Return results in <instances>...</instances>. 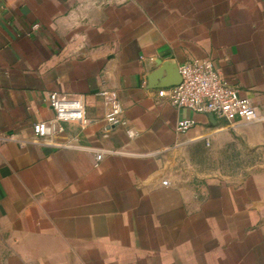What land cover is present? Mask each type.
Segmentation results:
<instances>
[{
	"label": "crops",
	"instance_id": "crops-1",
	"mask_svg": "<svg viewBox=\"0 0 264 264\" xmlns=\"http://www.w3.org/2000/svg\"><path fill=\"white\" fill-rule=\"evenodd\" d=\"M195 59L264 114V0H0V264H264V121L233 127L158 95ZM105 89L126 126L108 130ZM51 92L91 120L58 142L124 153L97 164L36 138ZM229 145L252 155L245 168L173 171Z\"/></svg>",
	"mask_w": 264,
	"mask_h": 264
},
{
	"label": "built area",
	"instance_id": "built-area-1",
	"mask_svg": "<svg viewBox=\"0 0 264 264\" xmlns=\"http://www.w3.org/2000/svg\"><path fill=\"white\" fill-rule=\"evenodd\" d=\"M35 25L34 28H38ZM181 82L170 87L160 88L158 95L170 100L177 107L190 108L197 112L213 114L226 120L230 126L255 124L264 121L251 100L243 97L240 90L231 84L223 73L208 59H195L179 66ZM109 101V109L105 117L108 130L126 126L124 106L116 90L99 92ZM47 100L55 111V118L50 121H39L33 124L36 138L44 139L54 145L79 150L94 151L95 162L99 164L107 155L123 154L116 148H91L83 146L78 137L69 138L63 142L56 140L57 136L66 133V123H78L82 128L87 127L91 120L86 113V104L79 97H68L58 92H51ZM195 120L184 119L178 122L176 129L185 133L195 125ZM128 136L133 138L137 133L127 129ZM210 133L207 135L209 136ZM164 184L169 185L168 180Z\"/></svg>",
	"mask_w": 264,
	"mask_h": 264
},
{
	"label": "rangeland",
	"instance_id": "rangeland-1",
	"mask_svg": "<svg viewBox=\"0 0 264 264\" xmlns=\"http://www.w3.org/2000/svg\"><path fill=\"white\" fill-rule=\"evenodd\" d=\"M195 160L184 156V160L180 158L174 165L173 171L181 172L185 170H235L245 168V165L252 155L243 152L241 146H225L218 152L206 150H198L195 154ZM193 161H196L195 163Z\"/></svg>",
	"mask_w": 264,
	"mask_h": 264
},
{
	"label": "water",
	"instance_id": "water-1",
	"mask_svg": "<svg viewBox=\"0 0 264 264\" xmlns=\"http://www.w3.org/2000/svg\"><path fill=\"white\" fill-rule=\"evenodd\" d=\"M210 118H211V120L215 121V116L213 114H210Z\"/></svg>",
	"mask_w": 264,
	"mask_h": 264
}]
</instances>
